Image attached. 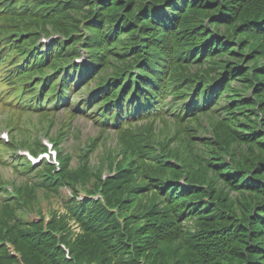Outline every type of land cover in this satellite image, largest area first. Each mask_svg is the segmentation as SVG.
Returning <instances> with one entry per match:
<instances>
[{
  "label": "trees",
  "instance_id": "obj_1",
  "mask_svg": "<svg viewBox=\"0 0 264 264\" xmlns=\"http://www.w3.org/2000/svg\"><path fill=\"white\" fill-rule=\"evenodd\" d=\"M42 35L60 38L46 47ZM79 43L100 86L80 104L99 106L93 120L101 131L117 130L119 151L107 169L118 174L81 178L102 132L76 168L61 151L57 174L17 158L14 168L35 181L13 182L15 197H2L0 264H264V0L5 1L0 108L17 110L6 120L12 133L27 105L45 113L46 132L59 104H76L81 68L70 59L80 56ZM36 75L47 78L41 93ZM170 119L175 135L161 140L156 129ZM20 141L34 154L46 149L39 136ZM7 150L15 145L0 140V157ZM185 155L200 163L197 179ZM76 178L82 187L71 186ZM63 186L73 195L65 214L53 212L49 223L42 214L38 222L22 217L39 192L50 197ZM81 191L102 199L79 201Z\"/></svg>",
  "mask_w": 264,
  "mask_h": 264
},
{
  "label": "rangeland",
  "instance_id": "obj_2",
  "mask_svg": "<svg viewBox=\"0 0 264 264\" xmlns=\"http://www.w3.org/2000/svg\"><path fill=\"white\" fill-rule=\"evenodd\" d=\"M201 16H204L201 13ZM156 75H161V72L158 69L153 70ZM100 75V74H99ZM98 75V76H99ZM36 78V77H35ZM112 77L109 75L108 79H111ZM95 80V79H93ZM238 85V84H233ZM89 87H92L90 90L91 93L94 92L96 86L94 83H91ZM81 93L70 99V102L72 103H81L84 99H79L82 95L83 97H88L89 94H87L86 90L81 91ZM77 92V91H75ZM171 98H169L168 101H170ZM8 107H1L0 108V135H2L5 131V127L7 125L6 120L10 117L9 112H7ZM11 115V114H10ZM81 115V114H80ZM78 116H72L70 111H61L58 112L57 122L54 126L47 125L48 131L44 132L41 130V125L45 126L48 122L46 120L45 113L43 111H35V109H30L26 111L22 116L17 117L14 123L18 126V129L16 132L11 134V141L12 144L15 145V149L22 148V144L20 143L21 139L27 138V140L33 139V137H38L40 141L43 138L50 139L55 145H59V150L62 151L64 155H67V157H71V160H69V165L72 168H76L79 164V161L81 160L83 156V147L84 145H88L94 137H99L100 133L102 132V139H100V142L97 146V149L93 152L92 157L90 158L91 166L90 170L88 172L82 173L81 178L84 176L88 177V180H93L95 178V175L97 173H100L101 171H105L104 178L108 177L110 173V169H107L109 167L110 163V155L118 154L119 151V142H118V132L117 131H101L99 128V125L94 122V120L91 118V115L89 117H80ZM83 115V114H82ZM93 115V114H92ZM68 117V118H67ZM67 118V120H66ZM3 121V123H2ZM204 122H207L205 118H203ZM173 121L170 119V122L165 125L164 127H161V129L157 128L156 132L159 133L160 139L163 138L170 139L175 135V132L173 131L174 127L172 126ZM63 127V133L64 136L61 140L58 139L60 135V130ZM138 125H130V129H137ZM24 131V132H23ZM145 131L144 128H141V130L137 129L138 133H143ZM8 132V131H7ZM169 134V135H168ZM207 133H201L200 136L204 137ZM213 136V135H212ZM180 142L176 140V144L174 146H180ZM7 150L5 153L7 157H13V156H19L17 152ZM39 153V152H38ZM187 158V169L188 173L191 174L192 178H198L200 176L199 168L201 169V166L199 165V162H195L191 160V155L189 157L185 155ZM10 159V158H9ZM185 159V158H184ZM14 160V158H13ZM15 160L17 161V158L15 157ZM11 161V160H9ZM15 162V161H14ZM176 162V160H175ZM19 163L18 161L16 162ZM199 163V164H198ZM175 164H178L177 162ZM179 165V164H178ZM70 167V168H71ZM115 168V167H114ZM22 168H19V170L15 169L14 167H0V178L4 181H7L9 183H25V182H34L35 178L34 173H28V174H22ZM202 171H205L206 174L208 171L205 168H202ZM118 174V172H117ZM116 174V175H117ZM211 174V173H208ZM76 179H73L70 181L71 186H81V184H76ZM87 196L86 194L81 191L79 193V201L86 200ZM99 196H93L92 199H98ZM73 199L72 192L67 186H63L60 188L59 193L56 195H50V197H45L44 192H39V199L38 202H33L28 204L25 211H23L22 217H27L26 221L31 222H38L40 215H44L45 220L47 223L51 220V215L53 212H57L58 215H63L66 213L67 209L65 207V204L67 202H70V200ZM140 201H145L144 196L141 197ZM2 202V197L0 196V203ZM138 202V199H137ZM71 228H74L75 231H79L77 228V225L71 222ZM64 245V244H63ZM177 244L174 245H168L166 252L168 258L172 259L173 255L175 254V249ZM0 246H3L1 244ZM9 250L12 253H15L13 248L9 246ZM16 254V253H15ZM173 254V255H172ZM180 255V252L178 253ZM166 256V257H167Z\"/></svg>",
  "mask_w": 264,
  "mask_h": 264
},
{
  "label": "clouds",
  "instance_id": "obj_3",
  "mask_svg": "<svg viewBox=\"0 0 264 264\" xmlns=\"http://www.w3.org/2000/svg\"><path fill=\"white\" fill-rule=\"evenodd\" d=\"M87 66H89V68L91 69V70H88L86 72L88 78H90V77H92L94 75V72H93L92 68H95L96 66H95V64H93L91 62H88V63H82L80 67L84 70ZM89 111L93 113V108H90Z\"/></svg>",
  "mask_w": 264,
  "mask_h": 264
},
{
  "label": "bare ground",
  "instance_id": "obj_4",
  "mask_svg": "<svg viewBox=\"0 0 264 264\" xmlns=\"http://www.w3.org/2000/svg\"><path fill=\"white\" fill-rule=\"evenodd\" d=\"M96 21V20H95Z\"/></svg>",
  "mask_w": 264,
  "mask_h": 264
}]
</instances>
